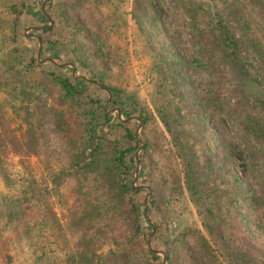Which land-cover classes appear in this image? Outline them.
Listing matches in <instances>:
<instances>
[{"label": "trees", "instance_id": "obj_1", "mask_svg": "<svg viewBox=\"0 0 264 264\" xmlns=\"http://www.w3.org/2000/svg\"><path fill=\"white\" fill-rule=\"evenodd\" d=\"M42 1L0 0V108L10 106L20 120L17 128L0 121L1 177L8 183L10 157L39 156L51 134L64 157L49 174L48 193L37 187L33 205L6 211L2 231L10 235H1V256L10 263L5 248L24 242L31 264H162L163 257L165 264H199L196 253L205 264H264V0H174L188 20L186 52L152 0H66L73 22L61 9L65 0L43 8ZM27 18L36 25L24 33ZM130 29L148 56L151 112L135 91L107 80L122 65L110 38ZM156 36L163 40L153 42ZM71 64L84 77L71 75ZM131 116L163 127L160 138L140 132L138 177L156 169L173 198L149 197L147 214L143 188L133 184L140 141ZM212 118L250 142L215 131ZM64 186L70 201L59 213L51 194ZM184 197L198 223L167 236L164 206ZM150 219L164 256L145 239Z\"/></svg>", "mask_w": 264, "mask_h": 264}, {"label": "rangeland", "instance_id": "obj_2", "mask_svg": "<svg viewBox=\"0 0 264 264\" xmlns=\"http://www.w3.org/2000/svg\"><path fill=\"white\" fill-rule=\"evenodd\" d=\"M49 0H44L39 4L43 8L46 2ZM164 7L158 0H152V5L157 9L162 18L164 25L170 30V33H173L177 37V43L180 50L182 52L188 51V49L192 46V40L188 34L187 23L188 20L186 18L184 9L177 5L174 0H164ZM62 11L67 15V19L73 22V14L71 13V7L66 2V0L61 4ZM85 13V15H87ZM44 20V18H42ZM36 22L31 18H27L25 20V24L22 27V31L24 29V33H29V31L33 24ZM51 23H48L50 25ZM36 25V24H35ZM28 26V27H27ZM27 27V28H26ZM34 27V26H33ZM35 28V27H34ZM33 33V32H32ZM180 34L177 36V34ZM113 41H116L118 45L121 47L120 51V61L121 67L114 68L113 72H111L110 80L113 84H119L121 88H125L126 90L135 91L137 96L140 98L142 105H146L145 108L147 111H154V102L151 101V96L153 93L152 85L150 84V76L148 74L149 61L148 56L144 52L141 45L138 43L137 36L134 32V29H130L128 31L122 32L119 36L113 35L110 38ZM163 40L161 37L156 36L152 39L153 42H158ZM41 45L38 47L37 57L39 49L41 51ZM124 61H123V60ZM50 60V58L48 59ZM41 61H43L41 59ZM61 64V63H58ZM64 65H68V63H63ZM67 71L71 75V69L74 68L75 77H84L82 73H77V71L82 72L80 69L77 70L73 64L69 65ZM107 92V101L105 103L104 108L108 107V103L111 95ZM127 92V91H126ZM3 100V95L0 93V101ZM158 101V100H156ZM116 110L119 108L109 107L108 112L117 116L118 118L123 119ZM127 120H131V127L135 128L136 132L139 128L137 139L140 141V146L136 150L135 155L137 153V160L140 169V162L138 158V154L143 146V142L141 141L140 132L143 130L146 131V134L149 135L150 138H153L156 135L161 137L160 132L162 131V125L159 120L153 118L151 124L148 126H143L142 122L137 119V117L131 116L127 118ZM0 121L4 123L10 124L11 127L17 128L19 125V119L14 115L12 109L8 105H3L0 108ZM209 124L212 129L215 131L226 130L229 137L233 140H236L240 143H249L250 138L247 135L242 134L236 128H233L230 132L229 128L219 120L214 118L210 119ZM46 147L42 150L39 156H30L28 158L21 159L19 157H10L7 161V169H8V183H5L0 173V249H2V236L8 237L10 235L9 230H3V224L7 221L6 219V211L14 207V204H20L22 207L26 208L29 205H33L32 198V190H36L37 187L44 190L45 193H48L50 188L53 186L49 182V174L52 170L56 169L58 165L61 163V160L64 157V147L61 144L59 138L54 135H50L48 141L46 143ZM152 157L158 162L157 167L161 168V162L159 159V155L151 152ZM136 161V157H135ZM137 167V162H136ZM139 169L137 172L136 181L133 178V184L136 182H140V186L143 188V196L141 197V204L143 207V213H145V207L147 206V200L149 197L153 196L154 198H163L170 199L173 198V194L171 192V188L168 183H164L161 180L160 174L156 169H151L148 166L145 167L142 172L143 176L138 177ZM136 170V168H135ZM237 170L242 176L244 180H247L246 177L250 175L248 167L240 162L237 163ZM135 176V171H134ZM149 185L151 187L149 188ZM51 201L54 203V206L57 212H61L62 209L65 208L67 203L70 201V197L67 193L66 187H61L60 192L58 194H51ZM146 201V202H145ZM165 211L163 212V228H161L162 232L170 237H173L178 226H184L187 224H192L193 222L198 223L197 217L195 215V206L193 202L189 201L188 197H184L177 201V203L171 208L164 206ZM147 214V213H145ZM151 220V232L152 228L154 229L153 219ZM155 229L153 234L149 233L145 239L147 240V244L157 250L162 256L164 253L160 250L159 242L157 238L154 239ZM158 234V233H157ZM151 235L150 243H148V238ZM13 256L10 263H7L6 259L1 256L2 251H0V264H31L32 263V255L31 249L28 248L24 242L20 245L8 244V247L5 250ZM4 251V250H3ZM196 257L199 260V264H205L204 259L201 257L199 253H196ZM163 264V261H162Z\"/></svg>", "mask_w": 264, "mask_h": 264}, {"label": "water", "instance_id": "obj_3", "mask_svg": "<svg viewBox=\"0 0 264 264\" xmlns=\"http://www.w3.org/2000/svg\"><path fill=\"white\" fill-rule=\"evenodd\" d=\"M39 53H40V49H39V52H38V56H39ZM71 73L74 75V68L71 69ZM77 77V76H76ZM118 112V114L120 115V112L119 110H116ZM138 133H139V128L137 129V137H138ZM138 153V152H137ZM137 153L135 155L136 157V162H137V167H136V170H135V176H134V181H136V177H137V172H138V169H139V165H138V160H137ZM146 202V201H145ZM145 213H146V207H145ZM154 232V229L152 228V232H151V235L153 234ZM151 235L149 236L148 238V243H150V240H151ZM163 264H165V258L163 257Z\"/></svg>", "mask_w": 264, "mask_h": 264}]
</instances>
